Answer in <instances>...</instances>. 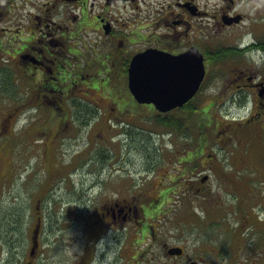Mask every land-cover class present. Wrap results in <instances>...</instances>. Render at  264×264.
Segmentation results:
<instances>
[{
	"label": "flooded vegetation",
	"instance_id": "af4514ba",
	"mask_svg": "<svg viewBox=\"0 0 264 264\" xmlns=\"http://www.w3.org/2000/svg\"><path fill=\"white\" fill-rule=\"evenodd\" d=\"M179 58L205 67L181 107ZM0 100V264H264V0H0ZM35 124L86 129L102 163L130 142L146 184L80 175L55 228L54 177L33 211L16 166Z\"/></svg>",
	"mask_w": 264,
	"mask_h": 264
},
{
	"label": "rangeland",
	"instance_id": "374dc122",
	"mask_svg": "<svg viewBox=\"0 0 264 264\" xmlns=\"http://www.w3.org/2000/svg\"><path fill=\"white\" fill-rule=\"evenodd\" d=\"M3 103L4 102L0 100V105ZM27 116L28 114L26 117ZM70 134H79V131L74 125H62L55 134L50 131L47 125L42 124H35L29 131L20 132L18 152L22 156L16 161V166L18 168L17 170L20 172L19 174L22 176L23 201L34 211L36 197L32 198L33 192L40 190L46 178L45 188H48V186L53 183L56 189L49 192L46 198L45 210L47 217H50L48 216L50 213L52 216L56 217L57 220L54 224L55 228L63 227L64 224L68 222L66 216L68 215L70 206L68 205L67 209L64 204L62 205L61 201L58 202L57 200V202H51V196L55 197L59 195L61 196L60 199H65L66 190L64 186L71 181L72 184L79 187L82 184V182L79 181L81 180L80 175H86L96 179L95 175L98 174L96 170L104 168L105 172H102V178L109 180L110 178L108 179L107 175L113 174L111 169L119 168L128 170V174H131V171H135V183L137 185L142 183L146 184L144 180L145 173L142 171L143 161L138 154L133 157L134 153L130 142L112 140L111 144L105 145L103 150L109 157L102 163L100 162L101 157L97 152L99 147L96 142L89 140L90 137L86 129H83L78 137L64 140V137ZM165 141L167 144L166 147L170 148L168 142L169 138L166 137ZM71 169H76L77 171L72 172L71 176H66L67 172ZM91 170L92 172H90ZM47 172H50V178L54 177V181L51 182V184ZM85 183L89 184L90 182L87 181ZM142 188L143 187H136L132 192L136 195L142 194ZM74 190H76V188ZM72 194L74 197V193ZM96 194L97 193H95L94 197L98 198ZM111 194L114 193H105L106 196H110ZM152 194L153 193L150 192V195ZM51 227L50 222H48L47 230L50 231ZM62 233L63 232L59 234ZM57 239L60 240L62 237L59 235ZM59 248H66V238H63Z\"/></svg>",
	"mask_w": 264,
	"mask_h": 264
},
{
	"label": "water",
	"instance_id": "95a60500",
	"mask_svg": "<svg viewBox=\"0 0 264 264\" xmlns=\"http://www.w3.org/2000/svg\"><path fill=\"white\" fill-rule=\"evenodd\" d=\"M182 65H184V63L179 58V107L187 103L195 96L205 77V67L202 62V58H199L198 62L196 60V62L192 65L193 72L190 75L182 72ZM138 97L144 101L146 96L142 95ZM39 230L40 226L37 225L33 234L35 245H38Z\"/></svg>",
	"mask_w": 264,
	"mask_h": 264
},
{
	"label": "bare ground",
	"instance_id": "6f19581e",
	"mask_svg": "<svg viewBox=\"0 0 264 264\" xmlns=\"http://www.w3.org/2000/svg\"><path fill=\"white\" fill-rule=\"evenodd\" d=\"M134 168V167H133ZM12 212V211H11ZM6 216V215H5ZM111 244V243H110ZM17 249V248H16ZM20 260V259H19Z\"/></svg>",
	"mask_w": 264,
	"mask_h": 264
}]
</instances>
